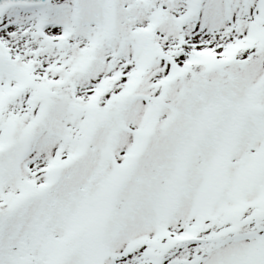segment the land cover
<instances>
[{
  "label": "snow or ice",
  "instance_id": "6c2138e0",
  "mask_svg": "<svg viewBox=\"0 0 264 264\" xmlns=\"http://www.w3.org/2000/svg\"><path fill=\"white\" fill-rule=\"evenodd\" d=\"M0 264H264V0H0Z\"/></svg>",
  "mask_w": 264,
  "mask_h": 264
}]
</instances>
